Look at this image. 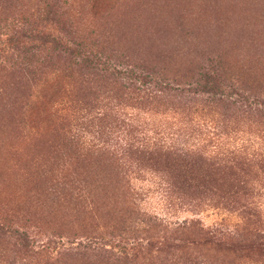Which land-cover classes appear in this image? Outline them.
Segmentation results:
<instances>
[{
	"label": "rangeland",
	"instance_id": "374dc122",
	"mask_svg": "<svg viewBox=\"0 0 264 264\" xmlns=\"http://www.w3.org/2000/svg\"><path fill=\"white\" fill-rule=\"evenodd\" d=\"M0 264H264V0H0Z\"/></svg>",
	"mask_w": 264,
	"mask_h": 264
},
{
	"label": "trees",
	"instance_id": "16d2710c",
	"mask_svg": "<svg viewBox=\"0 0 264 264\" xmlns=\"http://www.w3.org/2000/svg\"><path fill=\"white\" fill-rule=\"evenodd\" d=\"M41 44H47L45 42H51V43H58L56 41V39H46V40H43L42 38L40 39ZM65 52H69L70 55H74V51L71 50L70 48H68V46H66V50ZM165 227L168 228V229H179L181 227H178L179 225H177V227H173V225H170L169 223H164ZM182 228H186L185 226L182 227ZM195 230H196V234L197 236H199V238H201V240L204 241V244H210L211 242H214L215 244H220L222 242H224V240L232 237L234 235L233 231L229 230V228H224L222 225L220 224H217L215 225L213 228L211 229H207V230H204V229H200V228H197V227H194ZM173 232V231H172Z\"/></svg>",
	"mask_w": 264,
	"mask_h": 264
}]
</instances>
